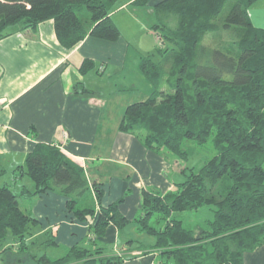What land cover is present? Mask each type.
<instances>
[{
	"label": "trees",
	"instance_id": "trees-1",
	"mask_svg": "<svg viewBox=\"0 0 264 264\" xmlns=\"http://www.w3.org/2000/svg\"><path fill=\"white\" fill-rule=\"evenodd\" d=\"M115 1L0 0V38L9 34L11 25L34 28L53 19L65 47L88 35L115 41L120 37L110 15ZM148 1L136 0L142 5ZM254 2L160 0L154 5L152 29L160 36V59L151 53L139 61L152 90L146 99L125 107L118 128L156 153L183 160L196 144L211 140L213 154L199 166L185 165L175 189H143L139 209L128 219L119 210L122 198L96 203L103 191L96 181L89 184L83 167L56 145L37 143L26 154L23 169L34 189L21 191L56 192L66 197L65 206L76 219L91 224L96 217L85 235L94 246L110 224L121 229L133 221L137 231L154 236L153 243L140 242L138 248L156 252L159 264H243L245 252L264 244V28L249 18ZM225 34L228 41L222 42ZM92 67L93 62L85 60L81 70ZM3 172L0 168V177ZM21 194L0 183V246L8 229L15 242L25 244L31 225L38 222L20 207ZM203 204L213 211L204 224L188 227L176 217V212ZM45 233L46 245L59 246ZM22 247L26 250L21 255L33 264H121L126 257L101 255L100 247L92 251L75 243L65 247L62 256L36 258L39 246Z\"/></svg>",
	"mask_w": 264,
	"mask_h": 264
},
{
	"label": "crops",
	"instance_id": "crops-1",
	"mask_svg": "<svg viewBox=\"0 0 264 264\" xmlns=\"http://www.w3.org/2000/svg\"><path fill=\"white\" fill-rule=\"evenodd\" d=\"M158 1L136 7L153 16ZM129 3L133 4L132 0L116 1L111 17ZM248 13L255 27L264 28V0H255ZM7 30L9 34L0 38V168L4 169L1 176H11L14 181L0 179V183L14 188L21 182L20 189L15 188L22 193L19 205L30 200V205L20 207L41 223L39 233L49 231L59 245L84 244L88 224L66 211L64 195L21 191L24 187L34 189L23 169L26 154L37 143L55 144L81 165L88 179L102 189L101 204L122 198L119 210L128 219L137 213L143 189L157 187L165 192L173 187L167 157L118 128L126 105L146 99L151 91V87L134 86L130 91L113 81L126 56L122 38L111 41L88 35L65 47L55 34L53 19H45L34 28L11 25ZM85 60H91L93 67L81 70ZM103 78L110 86L107 90L99 85ZM138 232L133 221L121 229L110 224L98 239L100 243L123 240L121 249L113 248L126 256L121 264H155L156 252L142 253L138 248V237L148 233ZM243 264H264V244L245 252Z\"/></svg>",
	"mask_w": 264,
	"mask_h": 264
},
{
	"label": "rangeland",
	"instance_id": "rangeland-1",
	"mask_svg": "<svg viewBox=\"0 0 264 264\" xmlns=\"http://www.w3.org/2000/svg\"><path fill=\"white\" fill-rule=\"evenodd\" d=\"M116 1L123 2L125 0H116ZM116 1L113 5L114 8L116 6ZM132 2L133 4L129 3L130 6L124 7L122 11L115 13L111 17L120 31L119 38H122L126 45V56L124 57V61L119 66V70H121V72L119 73V75H115L113 77V81H117L119 85L128 86L130 91L133 89V86L136 88H143V87L147 88L148 87V89L151 87V84L147 81V79L144 77V75L139 69V61L142 55H147L151 53L153 54L154 60H159L160 54L156 50H157V47L160 46V42H161L159 34H157L152 29V25L155 23V20H156L155 14H152L153 16L146 14L145 10H143L140 7H136V6H144L142 5V3L136 2V0H132ZM131 8H137L139 10H142V12L133 11L131 10ZM132 12L134 13V15H129V14H132ZM84 13H87L86 10ZM168 23H169V26L173 25V21H169ZM16 25L17 24H14V26ZM220 39L222 42L228 41V37L226 34L222 36ZM166 44L170 46V43L166 42ZM224 44H228V43L226 42ZM224 47L232 52L237 51V47H232V46L229 47L228 45ZM103 79H104L102 81L103 83H99V85L103 90H107L110 88V86L107 80L105 78ZM150 90H152V87ZM150 92L151 91H149V94ZM139 101H142V100H139ZM213 152L214 151L212 148V143H211V140L209 139L204 144H196L194 152L187 159L183 160L179 158L178 156L169 154L167 159L170 161V164L172 166L170 167L169 170H170V179L173 184V187L170 190L175 189L174 182L180 179V176H179L180 171L182 170V168H184L185 165L187 166L198 165L199 166L203 162V160L211 156ZM19 173L20 171L17 170V176ZM0 179H2V181L4 179L9 183L10 182L12 183L14 181L11 176H1ZM87 180L89 184L94 182L88 179V177H87ZM20 184L21 182H18L16 187L13 188V190L20 189L21 187ZM97 187L100 188L99 185ZM92 190L94 189L92 188ZM166 191H169V189ZM95 201L96 203L98 201V203L101 204L100 198ZM24 204L30 205L31 202L29 199L27 200L24 199L20 206L23 207L25 206ZM175 214H176V217L180 218L183 221V224L188 227H194L197 224H204L208 220H211L213 217L212 207L211 205H208V204H203L195 210H184V211L176 212ZM73 218H75L74 215H73ZM95 219H93L91 221V224H88V225L91 226L92 223L94 225ZM81 222H85V220ZM41 227L42 226L40 222H37L31 225L30 232L26 234V237H25V244L15 242L11 230L8 229L4 242L0 246V264H33L32 260L29 259L28 256L21 255L26 250L22 246H27V247L31 245L34 247L39 246V249L37 251L35 250V252L37 253L36 258H39L41 254H46L47 256L51 258L62 256V254L64 253V249L67 246L65 245L58 246L54 244L46 245L45 240L48 238L47 236L48 234L44 233L43 231L42 233H39L38 230L41 229ZM138 233H144V232H138ZM154 239H155L154 236L149 235V234L148 236L145 235L143 237L142 236L138 237V240L143 242L144 244L151 243L152 241H154ZM122 241L123 240L119 239L115 243L112 241H108V242L103 241L102 243H100L98 239L96 246L100 247L99 250H100L101 255H112V254L122 255L121 253H116L117 251H113V248L115 245L120 249L122 248V245H123ZM143 243H142V246H144ZM78 244H82V242ZM84 245L88 246L91 250L93 247H96L86 242H84ZM19 255L21 256L17 258V256ZM158 262L159 261H156L155 264L160 263ZM68 264H83V263L80 261H76V262H72Z\"/></svg>",
	"mask_w": 264,
	"mask_h": 264
}]
</instances>
